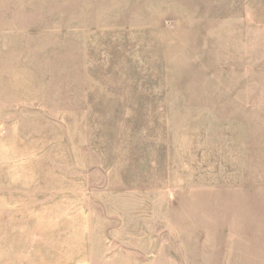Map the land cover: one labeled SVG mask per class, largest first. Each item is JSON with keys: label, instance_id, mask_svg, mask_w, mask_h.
<instances>
[{"label": "rangeland", "instance_id": "1", "mask_svg": "<svg viewBox=\"0 0 264 264\" xmlns=\"http://www.w3.org/2000/svg\"><path fill=\"white\" fill-rule=\"evenodd\" d=\"M264 264V0H0V257Z\"/></svg>", "mask_w": 264, "mask_h": 264}, {"label": "crops", "instance_id": "2", "mask_svg": "<svg viewBox=\"0 0 264 264\" xmlns=\"http://www.w3.org/2000/svg\"><path fill=\"white\" fill-rule=\"evenodd\" d=\"M0 264H26V262L24 259H20V257H15L9 254L0 257Z\"/></svg>", "mask_w": 264, "mask_h": 264}]
</instances>
